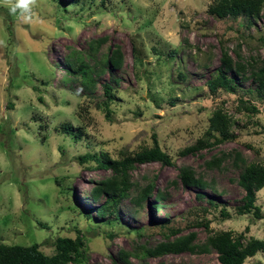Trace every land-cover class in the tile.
Returning <instances> with one entry per match:
<instances>
[{
    "label": "rangeland",
    "instance_id": "374dc122",
    "mask_svg": "<svg viewBox=\"0 0 264 264\" xmlns=\"http://www.w3.org/2000/svg\"><path fill=\"white\" fill-rule=\"evenodd\" d=\"M16 3L0 0V242H36L53 255L57 237L82 235L87 258L82 264H125L118 259L121 249L154 247L164 240L154 232V221L183 225V234L196 232L198 244H205L211 233L232 230L237 235L247 226L248 236L264 239V188L256 193L261 218L235 210L245 194L238 182L242 170L252 162L264 164V94L232 72L234 92L220 88L212 93L206 84L216 74L223 46L233 57L237 48L246 59L264 57V9L249 26L244 17L210 15L212 0H28L26 11H12ZM95 40L101 41L96 51L90 48ZM117 47L124 57L122 68L108 66L99 73ZM73 51L95 67L94 87L63 80L62 65ZM105 83L115 95L111 118L102 105ZM240 98L252 99L262 112L240 110ZM218 107L233 118L236 140L180 156L176 166H136L130 194L136 196L153 182L151 201L139 206L125 198L114 214L93 212L88 218L85 211L102 202L91 197L92 187L112 172L88 167L80 155L104 150L119 158L151 148L154 136L166 150L179 151L203 136ZM64 123L81 132L80 138L64 132ZM224 153L220 167H207L206 160ZM182 166L193 167L210 185L185 186L178 177ZM157 189L165 194L160 201L154 199ZM223 205L231 211L230 219L221 220ZM197 217L207 219L210 230L195 226ZM217 256L210 247L201 253L129 260L218 264ZM244 264H264V251Z\"/></svg>",
    "mask_w": 264,
    "mask_h": 264
},
{
    "label": "trees",
    "instance_id": "16d2710c",
    "mask_svg": "<svg viewBox=\"0 0 264 264\" xmlns=\"http://www.w3.org/2000/svg\"><path fill=\"white\" fill-rule=\"evenodd\" d=\"M104 1V0H102ZM264 9V0H212L208 8V13L215 18H233L244 17L249 26L253 25V20L260 16ZM96 41V42H95ZM91 45V49L97 50L100 46L99 40H95ZM264 42V38H262ZM94 42L96 45H94ZM135 50H137L135 48ZM138 52V50H137ZM92 54V53H90ZM175 51L171 50L169 55L174 57ZM89 54H86V57ZM138 56V55H137ZM78 51H73L62 68L64 70V81L81 82L86 88H92L96 84L93 79V70L87 60ZM135 62L141 64L140 57H136ZM124 63V57L120 47L112 48L109 51L107 60L102 64L99 73L104 72L108 66L121 69ZM232 72L241 75V80H251L257 85L256 90L259 95L264 94V57L249 56L246 59L240 48L235 49V57H233L227 47L222 48L220 64L216 69V74L206 81L209 90L212 93L222 88L228 92H234L236 85L232 78L228 75ZM248 72V73H247ZM105 100L102 102L106 116L111 118L110 103L115 99L112 87L109 83L104 84ZM240 110H245L250 114L262 112L260 107L252 100L246 98L238 99ZM233 118L225 111L223 107H218L208 119V126L200 136L196 143L187 146L179 151H168L160 145L154 136V145L151 148L143 149L135 153L123 154L121 157H112L108 151L85 153L79 156V161L88 163V167L93 169H106L111 171V175L107 176L95 183L91 190V197L96 200H102L100 204L85 211L88 218H93V212L97 215L105 217L114 214L121 202L125 198H130L135 205H142L145 201H151L155 184L153 182L145 187L138 189L136 196H131L130 191L136 184L132 181L131 171L138 165L157 162L161 165L176 166V160L180 156L187 154H198L205 149H210L227 141L237 139L231 131ZM62 130L75 138H80L81 132H75L71 123H64ZM214 156L210 160H206L207 167H220L224 157ZM240 158V154L237 153ZM241 162H244L241 159ZM178 177L187 187L206 188L210 185L201 176H197L193 167H179ZM56 182L61 185V181L56 178ZM240 186L244 189L245 194L242 197V203L235 210L236 214L243 216L253 214L255 218L262 217L261 207L256 204V193L264 188V164L252 162L247 164L239 175L238 180ZM131 196V197H130ZM199 198H203L202 193H198ZM165 197L164 192L156 190L154 199L158 201ZM211 203L217 206L211 199ZM152 206L159 207L158 203ZM206 208H203L205 211ZM202 211V212H203ZM221 220H227L232 217L231 211L226 206H221L219 210ZM157 226L154 232L162 235L163 241L157 243L154 247H141L138 250L127 251L121 249L118 252V259L125 264H130L131 256L143 257H161L168 254H181L185 252L196 253L206 252L209 248H213L218 257V264H244L249 257L255 256L259 251H264V239L254 236H248L249 226L243 232L234 234L232 230H224L211 233L207 237L205 244L196 243L197 234L192 231L183 234V225L175 224L171 219L163 222L154 221ZM195 226H205L209 229V221L205 218L197 217L193 223ZM56 253L47 255L40 250L39 243L30 245L22 244H5L0 242V264H82L86 263L84 252L85 240L82 235L75 238L57 237L54 241ZM116 262V260H114Z\"/></svg>",
    "mask_w": 264,
    "mask_h": 264
},
{
    "label": "clouds",
    "instance_id": "9594fccd",
    "mask_svg": "<svg viewBox=\"0 0 264 264\" xmlns=\"http://www.w3.org/2000/svg\"><path fill=\"white\" fill-rule=\"evenodd\" d=\"M16 9L26 11L28 9V0H17V3L13 7L12 11H16Z\"/></svg>",
    "mask_w": 264,
    "mask_h": 264
}]
</instances>
